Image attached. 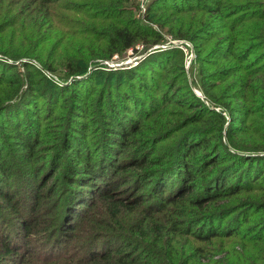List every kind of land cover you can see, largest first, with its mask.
I'll return each mask as SVG.
<instances>
[{"label":"trees","instance_id":"obj_1","mask_svg":"<svg viewBox=\"0 0 264 264\" xmlns=\"http://www.w3.org/2000/svg\"><path fill=\"white\" fill-rule=\"evenodd\" d=\"M136 11L0 0V264H264L263 1Z\"/></svg>","mask_w":264,"mask_h":264},{"label":"rangeland","instance_id":"obj_2","mask_svg":"<svg viewBox=\"0 0 264 264\" xmlns=\"http://www.w3.org/2000/svg\"><path fill=\"white\" fill-rule=\"evenodd\" d=\"M147 1L148 0H135L137 7H139V11H136L134 14V16L137 20L140 18V15H144V13L146 11ZM262 1H263V5H264V0H262ZM67 16L71 20H75L76 18L78 20L81 19V16H77L76 13L75 14L70 13V14H67ZM153 27L156 28L154 25H153ZM164 38H166L165 43H163L161 46L152 47L150 50L146 51V53H150V51L156 50V49L162 50V49H165V48L171 47V46H175L178 48L180 47L185 52V55H186L185 69L188 70L189 67L191 66V63L195 59V55L193 54V48H192L191 44L185 40H174L170 36H166V35L164 36ZM137 50H138V52H140L141 55H139V54L132 55V53L128 51V53H126L125 57L122 60L115 59V61L103 62V65H101V67H96V68L94 67V68H95V70H99V71H102L105 73H106V71H111V70H114L116 68L127 70L128 68L136 66L137 63L140 62L141 58L145 57L146 53L145 54L142 53L144 51V48L142 46H139L137 48ZM94 68L91 67L90 72L92 70H94ZM193 71H194V68L192 66L191 67L192 74L194 73ZM192 77L194 78V75H192ZM194 91H195L197 96L203 98V96L201 95V93L199 91H196V90H194Z\"/></svg>","mask_w":264,"mask_h":264},{"label":"built area","instance_id":"obj_3","mask_svg":"<svg viewBox=\"0 0 264 264\" xmlns=\"http://www.w3.org/2000/svg\"><path fill=\"white\" fill-rule=\"evenodd\" d=\"M181 43V42H180ZM184 43V42H183ZM187 43V42H186Z\"/></svg>","mask_w":264,"mask_h":264}]
</instances>
